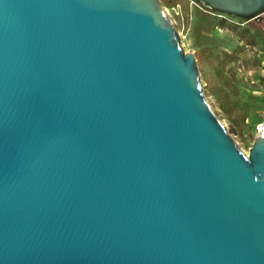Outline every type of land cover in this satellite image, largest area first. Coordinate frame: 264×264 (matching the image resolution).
<instances>
[{
  "label": "water",
  "instance_id": "obj_1",
  "mask_svg": "<svg viewBox=\"0 0 264 264\" xmlns=\"http://www.w3.org/2000/svg\"><path fill=\"white\" fill-rule=\"evenodd\" d=\"M0 264H264V137L241 150L160 0H0Z\"/></svg>",
  "mask_w": 264,
  "mask_h": 264
},
{
  "label": "rangeland",
  "instance_id": "obj_2",
  "mask_svg": "<svg viewBox=\"0 0 264 264\" xmlns=\"http://www.w3.org/2000/svg\"><path fill=\"white\" fill-rule=\"evenodd\" d=\"M160 4L183 50L196 56L207 102L248 155L264 119V38L250 42L244 33L254 35L264 22L242 25L245 20L191 0Z\"/></svg>",
  "mask_w": 264,
  "mask_h": 264
},
{
  "label": "flooded vegetation",
  "instance_id": "obj_3",
  "mask_svg": "<svg viewBox=\"0 0 264 264\" xmlns=\"http://www.w3.org/2000/svg\"><path fill=\"white\" fill-rule=\"evenodd\" d=\"M220 14H223V13H220ZM225 15H227V14H225ZM228 16H230V15H228ZM232 17H235V16H232ZM235 18L245 20L244 23H240L242 25L255 23L258 26L259 23L264 22V16L260 20H247V19H244V18H241V17H235ZM257 28L259 30L257 29L258 31H256L254 35H251L249 33V31L244 33V35L247 36V38H248V40L250 42H253L254 39L257 40V41L263 40V38H264V27L263 28L257 27Z\"/></svg>",
  "mask_w": 264,
  "mask_h": 264
},
{
  "label": "built area",
  "instance_id": "obj_4",
  "mask_svg": "<svg viewBox=\"0 0 264 264\" xmlns=\"http://www.w3.org/2000/svg\"><path fill=\"white\" fill-rule=\"evenodd\" d=\"M257 135L264 137V119L261 123L257 126Z\"/></svg>",
  "mask_w": 264,
  "mask_h": 264
}]
</instances>
